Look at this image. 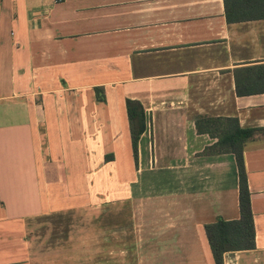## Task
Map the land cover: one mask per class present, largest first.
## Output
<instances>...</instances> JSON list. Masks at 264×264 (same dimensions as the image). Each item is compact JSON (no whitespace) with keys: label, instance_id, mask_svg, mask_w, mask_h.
<instances>
[{"label":"crops","instance_id":"1","mask_svg":"<svg viewBox=\"0 0 264 264\" xmlns=\"http://www.w3.org/2000/svg\"><path fill=\"white\" fill-rule=\"evenodd\" d=\"M198 115L249 131L254 247L223 264H264V19L228 23L223 0H0V264H215L204 225L239 218V176Z\"/></svg>","mask_w":264,"mask_h":264},{"label":"trees","instance_id":"2","mask_svg":"<svg viewBox=\"0 0 264 264\" xmlns=\"http://www.w3.org/2000/svg\"><path fill=\"white\" fill-rule=\"evenodd\" d=\"M225 17L228 23L264 19V0H223ZM237 83V82H236ZM98 100L104 101L100 89L95 88ZM238 94L243 91L237 88ZM129 122L131 145L134 158L137 157V145L145 130L144 108L138 100L127 98L125 101ZM199 133H208L217 138L220 149L234 153L239 176V212L238 219L225 220L218 217L214 222L204 225V230L215 264H223L226 251L251 249L254 247V222L250 205V192L247 186L243 161V138L248 130L238 125L236 118H213L198 115L195 118Z\"/></svg>","mask_w":264,"mask_h":264}]
</instances>
